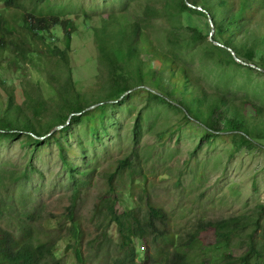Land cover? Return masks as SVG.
I'll return each instance as SVG.
<instances>
[{"label":"trees","instance_id":"trees-1","mask_svg":"<svg viewBox=\"0 0 264 264\" xmlns=\"http://www.w3.org/2000/svg\"><path fill=\"white\" fill-rule=\"evenodd\" d=\"M2 1L5 8L0 9V136L17 139L25 135L35 143L56 142L64 167L73 172L71 204L56 229L44 236L43 228L51 219H42L36 212H27L16 230L0 224V264H61L56 257L63 240L68 241V250L74 251L77 264H88L84 251L89 242L77 213L81 194L94 175L90 170L80 172L74 167L61 137L72 125L93 116L97 107L119 101L144 86L148 79L161 88L167 74L171 92H146L174 105L187 121L199 124L207 133L230 132L249 149L255 148V141L264 140L263 107L210 93L194 83L186 68L154 47L143 27V22L165 18L172 22L194 12L192 6L201 8L199 13L214 25L215 43L234 53L233 57L264 68V0H155L144 6L141 20L130 24H124L120 16L110 15L101 25L94 26L87 16L84 26L93 33L97 69L95 85L86 89L81 84L79 88L74 80L72 44L79 33L77 20L38 12L36 6L47 0ZM159 2L161 5H157ZM190 31L194 42L202 40L203 35L193 28ZM169 33L170 41L176 40L174 31ZM211 46L215 47L213 43ZM6 71L20 74L23 79L19 85H9L10 79L3 74ZM174 94L179 96L176 102L172 99ZM137 159L133 152L118 163L108 177L109 197L105 196L98 206L102 226L95 243L108 253L105 264H190L193 250L203 252L216 245L228 248L219 264H264V244L258 238L263 230L264 206L238 216L200 220L184 238L170 232L166 212L151 199H147L144 212L131 209L118 213L115 179L125 171H133ZM8 174L7 183L0 177L2 221L17 207L10 187L31 178L21 172ZM79 174L85 178H78ZM26 198L23 195L22 199ZM114 224L120 242L112 244L111 252L107 241L114 243L108 235ZM210 234L212 241L205 239ZM138 239L148 242L141 262L137 261Z\"/></svg>","mask_w":264,"mask_h":264},{"label":"rangeland","instance_id":"rangeland-1","mask_svg":"<svg viewBox=\"0 0 264 264\" xmlns=\"http://www.w3.org/2000/svg\"><path fill=\"white\" fill-rule=\"evenodd\" d=\"M150 1L155 0H47L36 8L42 14L55 13L77 20L79 33L72 44L74 80L79 88L81 84L86 89L95 85L97 69L93 33L84 26L87 16L94 26L101 25L110 15L120 16L124 24H130L142 19L143 8ZM4 8L5 3L0 0V9ZM192 9L195 11L172 22L166 18L143 22L144 32L158 51L186 68L193 82L208 92L264 108V68L236 60L229 50L215 43L209 19L199 13L201 8ZM190 28L203 35L201 41L191 39ZM171 30L176 40L170 41ZM153 66L158 69L157 63ZM3 74L15 87L23 79L18 73ZM162 80L161 88L148 79L127 97L97 107L93 116L72 125L61 137L74 167L80 172L90 170L94 175L81 194L77 213L89 242L84 251L88 264L108 261L107 251L95 243L102 226L98 206L105 196L109 197V175L133 152L138 156L134 170L115 179L118 213L131 209L144 212L147 199H151L166 212L170 232L184 238L200 220L238 216L264 206V140L255 141V148L249 149L230 132L207 133L199 124L187 121L174 105L146 92H171L169 76L165 74ZM172 99L178 101V94ZM9 172L25 173L31 178L10 187L17 207L0 224L16 230L27 212H36L42 219H51L43 228L46 236L57 228L59 220H64L71 204L73 171L64 167L62 151L56 142L35 143L25 135L17 139L0 136V177L6 183ZM77 177L85 178L81 174ZM23 195H27L26 200ZM108 235L114 242L107 241L110 247L120 242L116 224ZM212 238L210 234L205 239ZM258 238L264 244V222ZM135 245L137 261L141 262L148 242L138 239ZM227 252L223 245L203 252L193 250L190 264H219ZM56 258L61 264H77L74 251L68 250L65 240L60 242Z\"/></svg>","mask_w":264,"mask_h":264},{"label":"water","instance_id":"water-1","mask_svg":"<svg viewBox=\"0 0 264 264\" xmlns=\"http://www.w3.org/2000/svg\"><path fill=\"white\" fill-rule=\"evenodd\" d=\"M211 24H212V27H213V29H214V31H215V28H214V25H213L212 22H211ZM233 55H234V53H233ZM235 58H236V60H239L236 56H235ZM129 93H130V92H129ZM129 93H128V94H129ZM125 96H126V95H125ZM125 96H123V97H125ZM123 97H122V98H123ZM43 139H45V138H43Z\"/></svg>","mask_w":264,"mask_h":264}]
</instances>
